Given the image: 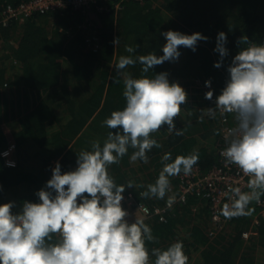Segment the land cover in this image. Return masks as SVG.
Returning a JSON list of instances; mask_svg holds the SVG:
<instances>
[{
	"label": "trees",
	"instance_id": "obj_1",
	"mask_svg": "<svg viewBox=\"0 0 264 264\" xmlns=\"http://www.w3.org/2000/svg\"><path fill=\"white\" fill-rule=\"evenodd\" d=\"M24 1L27 0H0V13L7 4L18 6ZM106 4L113 8L110 2ZM234 16L237 23L227 19ZM50 17L57 19L54 28L49 24ZM92 19L97 27L88 24L81 12L49 10L2 29L4 56L12 60V66L9 68L3 58L0 61V203L14 201L13 211H19L25 200H38L36 192L51 178L57 161L62 171L73 170L80 151L91 150L93 141L103 144L112 131L103 121L126 103L125 77H117L114 68L121 55H162L166 43L163 32L199 31L208 40L199 41L196 51L181 46L178 60L165 61L152 69L154 73L167 71L170 81H179L188 93L180 116L174 118L177 128L187 126L184 134L176 136L163 130L162 125L152 133L161 147H153L147 153L148 163L131 161L133 149H129L118 163L109 166V173L118 184L133 182L134 186L126 187L124 193L132 191L138 200L149 205L164 204L167 195L164 199L139 195L158 177L161 157L165 152L175 158L195 151L199 153L197 165L203 171L218 162V150L226 144L219 114L215 119L188 122L201 115L202 92L213 90V97L221 93L228 65L240 50V38L247 36L250 43H264V0L124 1L118 10H95ZM83 22L88 24L85 28ZM95 30L97 38L87 42ZM220 31L227 34L229 52L217 68L214 64L220 56L214 48ZM16 36L17 43L13 44ZM126 46L135 51L127 53ZM141 68L137 62L123 72L138 77ZM114 77L119 83L114 82ZM196 79L201 81H193ZM209 79L210 88L205 86ZM212 100L207 99L206 108L214 107ZM5 125L10 127V134ZM12 143V155H3ZM9 159L15 166L8 165ZM176 181L177 177H170L173 186H177ZM208 203L205 198L190 195L185 203L175 205L167 221H145L156 237L147 243L148 248H164L180 240L188 264L195 253L199 256L196 264H257V251L264 250V221L258 234L248 240L243 232L251 224V212L236 216L228 230L211 236Z\"/></svg>",
	"mask_w": 264,
	"mask_h": 264
},
{
	"label": "clouds",
	"instance_id": "obj_2",
	"mask_svg": "<svg viewBox=\"0 0 264 264\" xmlns=\"http://www.w3.org/2000/svg\"><path fill=\"white\" fill-rule=\"evenodd\" d=\"M162 35L166 40L162 55H121L114 65L117 77H125L126 103L103 121L112 130L103 144L93 141L91 150L80 151L73 170L62 171L57 161L51 178L36 192L38 200L23 201L19 211H13L14 201L0 203V264H188L180 240L164 248H148L147 243L156 239L152 228L137 214L134 222H129L128 210L122 205L125 189L134 186L133 182L118 184L109 173V166L118 163L129 149H133L131 161L148 163L147 153L161 147L152 133L162 125L176 136L186 130L187 126L177 128L174 119L187 101L185 87L179 81H170L167 71L154 73L152 69L165 61L178 60L181 46L196 51L198 42L208 37L199 31L187 34L172 29ZM114 43L117 45L118 39ZM238 43L240 50L228 65V78L214 107L202 109L199 117L203 121L205 117L215 119L218 113L234 116V126L224 130L226 146L220 155L226 166L236 165L249 177L250 191L229 186V202L220 209L227 219L249 215L250 203L260 202L264 194V43H250L247 36ZM226 45V32H218L214 48L220 56L214 64L217 68L228 55ZM125 50L135 51L132 46ZM137 62L142 65L138 77L123 72ZM114 82L119 80L114 77ZM211 83L206 80L205 86ZM213 95L209 90L205 99L211 100ZM161 160L155 182L139 195L158 199L167 195L166 205L171 207L176 195H168L170 177L189 175L199 153L173 158L171 152H165ZM7 163L15 166L13 161Z\"/></svg>",
	"mask_w": 264,
	"mask_h": 264
},
{
	"label": "built area",
	"instance_id": "obj_3",
	"mask_svg": "<svg viewBox=\"0 0 264 264\" xmlns=\"http://www.w3.org/2000/svg\"><path fill=\"white\" fill-rule=\"evenodd\" d=\"M113 1V2H112ZM124 1H134L144 3L147 0H27L13 6L7 4L2 9V16L0 17V33L2 29L15 23H24L28 18L39 12H46L49 10H59L64 12L72 10L81 12L84 15L86 22L95 25L89 18L88 14L91 10H112L121 9ZM110 2L113 8L106 3ZM95 4V8H91ZM96 26V25H95ZM97 27V26H96ZM92 38H97V31L95 30L91 36L87 38V42H91ZM228 75L224 77L221 90L225 86ZM220 90V92H221ZM215 97H213L212 104L214 105ZM219 114V113H218ZM221 124V131L224 137V130L234 126L235 120L233 114H225L218 117ZM226 144L218 150V162L209 170L203 171L199 165H194L192 172L185 176L181 173L177 177L176 185L170 184L171 192L168 195L175 194L176 201L171 207H167L166 201L164 204L149 205L146 202L140 201L136 198L132 191L124 193V200L122 205L128 210L129 215L126 217L129 222H134L135 216L140 215L145 218V221L151 218H158L159 221H167V216L173 211L176 204L185 203L190 195L196 194L200 198H205L210 207V228L208 232L211 236L217 235L221 231H226L230 227L232 219L225 218L220 209L223 205L229 202L228 192L229 186H240L243 191H250L247 188L249 180L236 165H225L224 158L220 155ZM14 144L12 143L7 150L8 154L13 153ZM12 159H14L11 156ZM9 159L8 161H13ZM14 162V161H13ZM177 190V192H175ZM167 200V199H166ZM249 208L251 209V224L247 230L243 232V237L248 240L258 234L259 226L264 221V194L260 197V202L253 200ZM163 218V219H162Z\"/></svg>",
	"mask_w": 264,
	"mask_h": 264
},
{
	"label": "rangeland",
	"instance_id": "obj_4",
	"mask_svg": "<svg viewBox=\"0 0 264 264\" xmlns=\"http://www.w3.org/2000/svg\"><path fill=\"white\" fill-rule=\"evenodd\" d=\"M227 19L230 22H232V23H237L238 22L237 16H234L233 18H227ZM55 23H57V19L54 18V17H50L49 18V24H51L53 28L55 27L54 26ZM227 23L228 22H226L225 24H227ZM86 25H88V24L86 23ZM86 25L83 22V24H82L83 28H85ZM17 40H18V36H16L13 39V44H16L17 43ZM5 46H6V43H4V41H2V39H0V61L3 58L5 64L8 65V67L10 68L12 66V60L11 59H8V58H6L4 56L6 54V51L3 50ZM12 70L13 69H10V71H12ZM10 71H9V73H11ZM193 81H196L197 82V81H201V80L200 79H196V80H193ZM193 85L194 86H197V84H193ZM202 93H203V95H201V96H202L203 103L200 105L201 109L199 110V112H201V110L204 109V108H206V106L208 105L207 99H205V93L206 92H202ZM208 107H210V105ZM176 119H178V118H176ZM197 122H199V118H198V120L196 119V120H193L192 122H188V123L190 124V123H197ZM4 129L8 132V134H10L11 131H10V127L9 126H6L5 125ZM162 129L163 130L164 129H167V126L166 125H163ZM227 230H228V228H227ZM261 249L262 248H259L260 251L259 252L257 251V253H258L257 254V264H263V262H264V250L263 249L261 250ZM198 258H199L198 253H195L194 256H193V259L190 262V264H196L197 262H199Z\"/></svg>",
	"mask_w": 264,
	"mask_h": 264
},
{
	"label": "crops",
	"instance_id": "obj_5",
	"mask_svg": "<svg viewBox=\"0 0 264 264\" xmlns=\"http://www.w3.org/2000/svg\"><path fill=\"white\" fill-rule=\"evenodd\" d=\"M95 4H92V6H91V8H95ZM95 10L93 9V10H91L90 12H89V14H88V16H89V18H91V20L94 22V20L92 19V13L94 12Z\"/></svg>",
	"mask_w": 264,
	"mask_h": 264
}]
</instances>
